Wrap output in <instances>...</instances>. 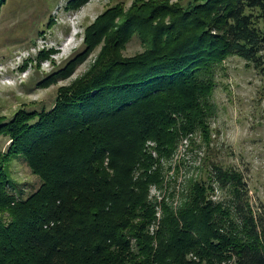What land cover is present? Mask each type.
Here are the masks:
<instances>
[{"label": "trees", "instance_id": "1", "mask_svg": "<svg viewBox=\"0 0 264 264\" xmlns=\"http://www.w3.org/2000/svg\"><path fill=\"white\" fill-rule=\"evenodd\" d=\"M133 36L143 50L123 57ZM83 42L51 79L101 45L97 58L51 108L0 119L11 154L40 179L22 199L0 165V264H264V213L253 211L240 173L208 164L207 182L193 181L160 218L146 152L151 142L167 156L196 128L207 137L211 65L235 55L264 70V0H135L126 13L104 11ZM212 185L228 193L226 205L209 200Z\"/></svg>", "mask_w": 264, "mask_h": 264}, {"label": "rangeland", "instance_id": "2", "mask_svg": "<svg viewBox=\"0 0 264 264\" xmlns=\"http://www.w3.org/2000/svg\"><path fill=\"white\" fill-rule=\"evenodd\" d=\"M69 1L5 0L0 6V119L4 122L21 108H51L60 88H67L86 75L97 58L101 45L68 77L51 79L68 60L83 52L85 29L111 7L120 6L126 13L135 2L86 0L78 10L69 11L65 10ZM166 1L185 6L191 0ZM142 50L139 39L133 36L121 54L131 57ZM204 78L208 83L204 130L207 137L202 136V128H196L179 137L167 156L158 154L156 144L146 143V152L154 161L149 169L153 180L148 186V200L155 202L161 218L163 207L175 210L182 204L184 190L193 181L207 182L208 164L219 165L240 173L253 211L264 213V70H254L230 55L211 65ZM48 79L44 87L39 85ZM11 143L0 133V165L23 199L37 190L40 179L20 155L11 154ZM140 172L135 170L134 178ZM212 189L209 200L226 205L228 193L215 185Z\"/></svg>", "mask_w": 264, "mask_h": 264}, {"label": "bare ground", "instance_id": "3", "mask_svg": "<svg viewBox=\"0 0 264 264\" xmlns=\"http://www.w3.org/2000/svg\"><path fill=\"white\" fill-rule=\"evenodd\" d=\"M71 24V23H70ZM73 26V25H72ZM73 29V28H72ZM71 33V32H70ZM71 35H72V33H71ZM68 40V39H67Z\"/></svg>", "mask_w": 264, "mask_h": 264}]
</instances>
